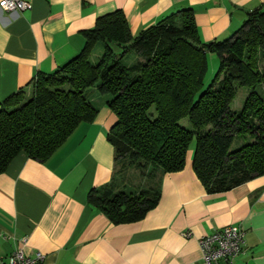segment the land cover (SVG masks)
I'll list each match as a JSON object with an SVG mask.
<instances>
[{
    "label": "trees",
    "instance_id": "16d2710c",
    "mask_svg": "<svg viewBox=\"0 0 264 264\" xmlns=\"http://www.w3.org/2000/svg\"><path fill=\"white\" fill-rule=\"evenodd\" d=\"M82 35L76 55L52 72H37L29 91L20 88L0 103V173L21 152L45 162L79 124L92 122L98 106L86 90L93 87L116 116L106 134L115 170L88 191L87 202L112 223L141 220L156 206L162 175L184 168L192 140L191 166L209 194L264 175V2L231 35L206 42L191 7L135 35L114 10ZM130 51L135 59L125 63ZM210 53L218 67L205 82ZM240 86L248 93L232 110ZM184 118L190 128L180 123ZM128 169L147 184L135 181L126 191Z\"/></svg>",
    "mask_w": 264,
    "mask_h": 264
},
{
    "label": "crops",
    "instance_id": "0c3cea01",
    "mask_svg": "<svg viewBox=\"0 0 264 264\" xmlns=\"http://www.w3.org/2000/svg\"><path fill=\"white\" fill-rule=\"evenodd\" d=\"M23 11L0 9V103L37 72H52L76 55L82 31L121 10L132 34L191 7L202 41L231 35L264 0H26ZM98 106L45 162L19 153L0 173V261L21 240L43 264H203L201 236L233 226L245 233L233 264H264V175L209 194L196 177L191 147L184 168L160 179V199L138 221L114 224L87 202L109 182L114 152L106 134L116 121L96 88Z\"/></svg>",
    "mask_w": 264,
    "mask_h": 264
},
{
    "label": "built area",
    "instance_id": "2783aa9c",
    "mask_svg": "<svg viewBox=\"0 0 264 264\" xmlns=\"http://www.w3.org/2000/svg\"><path fill=\"white\" fill-rule=\"evenodd\" d=\"M31 8L26 0H0V9L4 11L23 12ZM21 240L0 264H43L44 255L35 251L32 255L23 250ZM245 233L233 226H225L201 236L198 240L203 264H233L234 258L242 251Z\"/></svg>",
    "mask_w": 264,
    "mask_h": 264
},
{
    "label": "rangeland",
    "instance_id": "374dc122",
    "mask_svg": "<svg viewBox=\"0 0 264 264\" xmlns=\"http://www.w3.org/2000/svg\"><path fill=\"white\" fill-rule=\"evenodd\" d=\"M100 50H101V44L99 43V45H97L96 49L94 50L92 58H94V56L96 54H98L100 52ZM134 59H135V53L133 51H130L126 54V56L124 58V62L129 63ZM217 67H218V57L216 54L210 53L208 55V69H207V73H206L205 80H204L205 82H208L213 77L215 71L217 70ZM28 91H29V89H28ZM247 93H248V87L240 86L237 88L236 96L234 97V99L232 100V102L230 104V107L232 110H238L241 108ZM180 123L182 125L190 128V124H189L187 118L182 119L180 121ZM248 140H249V138L246 137L245 141H248ZM238 144L239 143L237 142V140H235L232 143L231 148L234 149V148L238 147ZM190 147H191V151H193L194 140H192V142L190 143ZM137 174L138 173L135 169H128V171L125 173L124 189L126 191L133 190L132 184H135V181H137L139 183V185L145 186L147 184V180H146L145 176H138ZM131 178H133L134 180Z\"/></svg>",
    "mask_w": 264,
    "mask_h": 264
}]
</instances>
